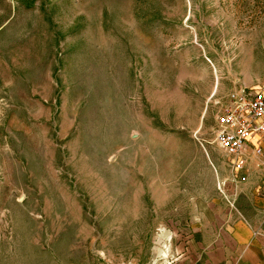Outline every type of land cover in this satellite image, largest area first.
I'll use <instances>...</instances> for the list:
<instances>
[{
  "label": "rangeland",
  "instance_id": "rangeland-1",
  "mask_svg": "<svg viewBox=\"0 0 264 264\" xmlns=\"http://www.w3.org/2000/svg\"><path fill=\"white\" fill-rule=\"evenodd\" d=\"M261 83L264 0H0V264H177Z\"/></svg>",
  "mask_w": 264,
  "mask_h": 264
},
{
  "label": "crops",
  "instance_id": "crops-1",
  "mask_svg": "<svg viewBox=\"0 0 264 264\" xmlns=\"http://www.w3.org/2000/svg\"><path fill=\"white\" fill-rule=\"evenodd\" d=\"M264 142L247 144L243 173L223 155L212 162L217 183L227 194L226 212L220 223H210L183 237L177 249V264H264V151L254 154ZM225 161H221V160ZM234 177H245L235 182ZM230 194L228 195V193ZM172 264V263H171Z\"/></svg>",
  "mask_w": 264,
  "mask_h": 264
},
{
  "label": "built area",
  "instance_id": "built-area-1",
  "mask_svg": "<svg viewBox=\"0 0 264 264\" xmlns=\"http://www.w3.org/2000/svg\"><path fill=\"white\" fill-rule=\"evenodd\" d=\"M214 147L232 161L237 174L243 173L246 164L247 144L259 139L264 142V83L255 88L239 86L232 90L220 105L215 121ZM264 149L255 147L254 154ZM244 182L245 177H234Z\"/></svg>",
  "mask_w": 264,
  "mask_h": 264
}]
</instances>
